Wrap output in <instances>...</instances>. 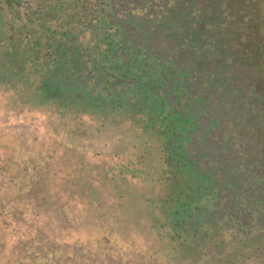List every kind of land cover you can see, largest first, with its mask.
<instances>
[{
	"label": "flooded vegetation",
	"instance_id": "1",
	"mask_svg": "<svg viewBox=\"0 0 264 264\" xmlns=\"http://www.w3.org/2000/svg\"><path fill=\"white\" fill-rule=\"evenodd\" d=\"M122 5L120 12L115 10V25L127 30L134 28L144 46L141 48V43L130 49L125 42L118 56L133 54L134 49L140 55L149 48L155 50L158 69H150L158 70L160 75L174 72V81L184 88L188 98L182 101L185 113L181 125L173 118L177 100L168 102L171 107L168 155L174 160L170 169L174 179L167 188L173 192L177 186L183 189L186 183L183 177L189 176L193 181H187L186 191L184 188L178 198H173L170 219H178L168 224L166 230L184 240L193 235L198 224L203 226L201 234L206 226L226 218L232 219L228 224L224 220L226 226L261 220L264 218V0H128ZM172 5L175 8H170ZM16 11L9 8L0 11V109L3 110L0 120H23L36 107L47 118L52 114L55 121L48 125L64 131L69 138L61 143L65 157L75 150L74 97L80 94L83 102L85 98L81 105L82 102H76L79 112L90 114L98 110L106 116L110 107L115 112L119 103L125 112L129 83L108 86L109 91L118 87L122 100L117 103L116 99L111 100L116 96L108 94L107 86L98 82L97 63L93 61L96 56L91 57L88 65L85 61L86 72L81 78L80 73L74 76V56L66 54V50L60 48L54 54L45 48L43 54L34 55L30 52L33 45L25 39L29 27L18 20ZM119 30L118 36H124L123 30ZM110 36L113 40V35ZM47 53L53 57H47ZM146 61L139 64L142 67L138 73L148 70ZM124 62L127 64V59ZM150 63L149 66H154L153 61ZM143 84L144 81L138 82V86ZM177 86H172L174 91ZM71 143L73 146L67 148L66 144ZM53 153H48L43 167L35 171L38 182L33 184L34 190L42 187L41 178L45 167L53 162ZM22 174L20 170L16 175ZM198 188L202 195L198 194ZM44 202L47 203L46 199ZM100 208L96 206L89 212L105 224L114 219L111 216L117 215L121 207L98 216ZM2 209L10 217V211ZM53 210L59 207L54 206ZM176 211L179 217L174 216ZM59 214H66L72 228L83 227L74 222L72 210ZM177 223L189 225L187 232L175 230L173 226ZM196 239L191 236V240ZM33 240L1 248L0 264H34L35 256L45 259L50 253L59 254L62 260L60 251L52 250L45 238Z\"/></svg>",
	"mask_w": 264,
	"mask_h": 264
},
{
	"label": "rangeland",
	"instance_id": "2",
	"mask_svg": "<svg viewBox=\"0 0 264 264\" xmlns=\"http://www.w3.org/2000/svg\"><path fill=\"white\" fill-rule=\"evenodd\" d=\"M51 117L36 107L23 120H0V250L38 237L59 250L62 260L50 253L48 259L35 256L34 264H187L175 258L173 246L161 240L157 229H151L145 205L138 210L132 204L156 200L167 192L151 183L155 178L146 177L150 168L145 163L157 167L147 153L155 147L144 142L142 146L133 131L138 127L128 120L118 125L74 114L75 150L64 157L61 143L69 138L48 125L55 121ZM49 151L54 152L53 162L44 169L42 187L34 190L38 182L34 173L43 167ZM20 170L23 174L16 175ZM120 202L125 205L109 223L102 224L89 212L100 206L97 215L102 216L103 211L119 208ZM68 209L82 228H72L66 214H59Z\"/></svg>",
	"mask_w": 264,
	"mask_h": 264
},
{
	"label": "trees",
	"instance_id": "3",
	"mask_svg": "<svg viewBox=\"0 0 264 264\" xmlns=\"http://www.w3.org/2000/svg\"><path fill=\"white\" fill-rule=\"evenodd\" d=\"M127 2L128 0H0V11L5 8L12 11L17 10L18 20L21 19L25 22L26 28L29 27L25 39L33 45L30 52L34 55L43 54L45 48L46 51H54V54H57L60 48L66 50V54L74 56V76L80 73L81 78L86 72L84 70L86 64L90 63L91 57L96 56L93 61L97 63L95 71L98 74L95 75L100 78L99 83L107 86V91H109L108 86L111 83H129L130 89L125 92L126 97L124 98L127 105L125 112L120 109L121 93L118 87L114 86L108 94L116 96L111 100H117L118 109L114 112V108L111 106V112L106 116L102 115V111L95 110V112L92 109L93 111H90L89 115L98 116L97 118L102 121L111 120L112 124L118 125L128 120L138 127H134L133 131L135 135L141 137L142 146L144 142L145 146L150 144L155 147L153 151L150 149L147 153L153 155L157 161V167L152 168L143 159H140V163H145L144 166L150 168L146 177L155 178L151 183L167 192L156 200L145 201L144 204L136 200L132 204L135 203L138 210H142L145 205V210L150 215L151 229H157L161 240H165L173 246L175 258H179L187 264H264V218L254 222L235 223V226L231 225L233 223L226 226L224 220L228 221L227 224L232 222L231 218H226L221 222L215 221L214 224L206 226L207 229L201 234L200 227L203 228V226L198 224V228L192 231L193 235H187L184 240L181 236L178 238L172 236L170 230H166L168 224L178 219H170L174 210L173 198H178L179 193L186 187L187 181H193L189 179V176L183 177L186 182L183 189L177 186L173 192L167 188L171 180L174 179V174L170 171L174 160L168 155L169 133L171 132H168L170 125L168 110L171 108L168 106V102L170 103V99L177 100V103L173 105L175 111L173 118L179 120L181 125L185 113V104L182 101L187 97L184 88L181 85L177 86V81H174V72L167 71V73L164 72L166 74L161 73L160 75L158 70L153 72L150 69H158L155 50L149 48L144 55H140L134 49L133 54L118 56V50L124 48L125 42L130 45V49L140 46L141 43V48L144 46L143 41H138L139 34H136L137 31L134 28L127 30L125 26H116L114 23L117 21L114 16L116 15L115 10L118 9L120 12L122 4ZM120 17L118 16V18ZM119 29L123 30L124 36H118ZM125 29L127 32H124ZM109 33L113 35V40ZM114 33L117 35L114 36ZM122 41L124 43H121ZM36 47L39 48L35 49ZM46 56L53 57L50 53H47ZM36 58L40 59L38 55ZM126 59L127 64L124 62ZM144 59H147L148 70L145 68L143 69L144 74L138 73L142 67L139 64ZM148 61H153L152 65L154 64V66H149L151 63ZM170 74L173 75L172 78ZM81 81L86 84L85 81ZM139 81H144V84L138 86ZM173 85H176L178 90L174 91ZM143 91L144 93H142ZM80 96L79 94L78 98L74 97V112L88 114L79 112L76 107V102H82L79 105L85 102V98L83 97V102ZM154 98H157L158 101H155ZM156 143H158L157 146ZM149 154H146V157ZM156 173L160 175L153 177ZM205 177L208 179L207 176ZM198 189V194L202 195L200 188ZM124 205L125 203L120 202L119 206L123 208ZM174 216L179 217L177 211ZM187 217L190 220V215ZM162 224L165 225V228L162 227ZM173 227L175 230L178 228L186 233L189 225L182 226L177 223ZM211 227L214 228L209 229ZM191 236L197 239L193 241Z\"/></svg>",
	"mask_w": 264,
	"mask_h": 264
}]
</instances>
